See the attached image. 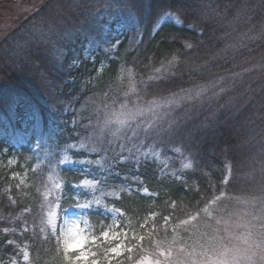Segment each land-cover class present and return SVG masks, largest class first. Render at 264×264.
Returning a JSON list of instances; mask_svg holds the SVG:
<instances>
[{"label": "clouds", "instance_id": "9594fccd", "mask_svg": "<svg viewBox=\"0 0 264 264\" xmlns=\"http://www.w3.org/2000/svg\"><path fill=\"white\" fill-rule=\"evenodd\" d=\"M147 4L83 56L99 0L0 31V84L28 75L54 119L0 148V264H264V0Z\"/></svg>", "mask_w": 264, "mask_h": 264}, {"label": "trees", "instance_id": "16d2710c", "mask_svg": "<svg viewBox=\"0 0 264 264\" xmlns=\"http://www.w3.org/2000/svg\"><path fill=\"white\" fill-rule=\"evenodd\" d=\"M159 0H153L158 3ZM142 12L143 18H151L153 11L147 0H99L96 14L85 18V24L78 51L81 56L101 38L103 33L122 32L132 23L128 16L129 6ZM159 32L173 30L174 25L169 22L156 24ZM91 67L85 62L78 72L87 71ZM54 119L45 105L43 93L39 85L28 75L12 74L7 81L0 84V148L27 150V145L38 135L52 132Z\"/></svg>", "mask_w": 264, "mask_h": 264}, {"label": "rangeland", "instance_id": "374dc122", "mask_svg": "<svg viewBox=\"0 0 264 264\" xmlns=\"http://www.w3.org/2000/svg\"><path fill=\"white\" fill-rule=\"evenodd\" d=\"M12 0H0V31L9 28L17 22V16L23 13L24 6L28 0H19L20 8H11ZM162 22H164L162 20Z\"/></svg>", "mask_w": 264, "mask_h": 264}]
</instances>
